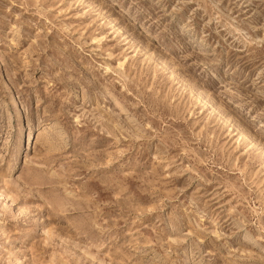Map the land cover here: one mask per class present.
<instances>
[{"label":"rangeland","instance_id":"rangeland-1","mask_svg":"<svg viewBox=\"0 0 264 264\" xmlns=\"http://www.w3.org/2000/svg\"><path fill=\"white\" fill-rule=\"evenodd\" d=\"M0 264H264V0H0Z\"/></svg>","mask_w":264,"mask_h":264}]
</instances>
